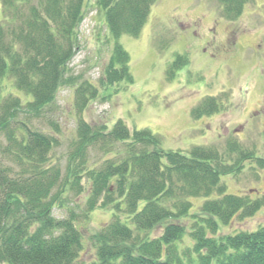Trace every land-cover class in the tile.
<instances>
[{
  "label": "trees",
  "instance_id": "obj_1",
  "mask_svg": "<svg viewBox=\"0 0 264 264\" xmlns=\"http://www.w3.org/2000/svg\"><path fill=\"white\" fill-rule=\"evenodd\" d=\"M0 2V81L11 79L29 97L0 100V264H77L85 249L80 218L72 210L55 216L56 210L68 212L72 194L86 195L85 216L99 209L112 213L91 238L95 254L89 264H264V225L220 233L235 218L255 215L264 199L227 193L222 178L233 169L217 150L168 151L149 129H132L122 120L112 128L85 120L100 90L90 81H76L69 69L80 47L85 0ZM156 2L96 0L112 41L100 80L105 88L134 84L131 57L119 40L140 37ZM219 2L223 17L236 21L251 0ZM188 63L178 55L169 80ZM63 87L74 91L79 118L62 172L54 160L58 126L55 135L48 134L33 120L56 104ZM218 109L216 99L207 97L192 115ZM94 151L101 155L93 157ZM193 199L201 201L196 209ZM159 228L161 234L153 237Z\"/></svg>",
  "mask_w": 264,
  "mask_h": 264
},
{
  "label": "rangeland",
  "instance_id": "obj_2",
  "mask_svg": "<svg viewBox=\"0 0 264 264\" xmlns=\"http://www.w3.org/2000/svg\"><path fill=\"white\" fill-rule=\"evenodd\" d=\"M221 10L219 0H157L140 37L122 36L119 40L131 57L134 84L107 89L100 80L111 56L112 41L105 13L96 0H85V19L78 33L80 47L69 65L70 74L100 90L99 99L83 115L92 125L112 128L122 120L132 129L146 128L160 135L162 148L168 151L188 154L194 146L217 150L233 169L222 178L227 193L262 200L264 0H251L236 21L226 20ZM2 15L0 2V21ZM178 55L187 56L189 63L169 80L168 69ZM0 85V100L7 95L29 98L11 79L0 81ZM207 97H214L220 109L194 118L193 109ZM74 103V91L63 87L56 104L41 119L33 120L35 128L48 134L55 135L54 125L58 126L60 144L54 160L62 172L77 135L79 116ZM241 152L253 158L243 159ZM92 155L99 157L101 153L94 151ZM85 197L77 199L72 194L68 212L55 213L64 218L72 210L80 218L77 224L85 237V249L77 264L94 259L91 238L112 214L99 209L85 216ZM193 201L196 209L201 201ZM262 225L264 206L249 218H235L222 226L220 233L255 231ZM161 232L159 228L152 235L158 237Z\"/></svg>",
  "mask_w": 264,
  "mask_h": 264
}]
</instances>
